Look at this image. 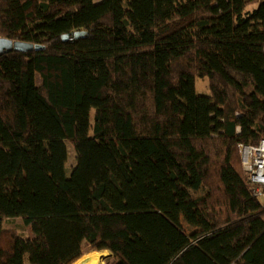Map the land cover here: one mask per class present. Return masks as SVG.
<instances>
[{"label":"trees","instance_id":"16d2710c","mask_svg":"<svg viewBox=\"0 0 264 264\" xmlns=\"http://www.w3.org/2000/svg\"><path fill=\"white\" fill-rule=\"evenodd\" d=\"M0 36L44 47L0 58V264H264V0H0Z\"/></svg>","mask_w":264,"mask_h":264},{"label":"built area","instance_id":"2783aa9c","mask_svg":"<svg viewBox=\"0 0 264 264\" xmlns=\"http://www.w3.org/2000/svg\"><path fill=\"white\" fill-rule=\"evenodd\" d=\"M243 170L248 174L253 196L264 205V137L257 145H240Z\"/></svg>","mask_w":264,"mask_h":264},{"label":"rangeland","instance_id":"374dc122","mask_svg":"<svg viewBox=\"0 0 264 264\" xmlns=\"http://www.w3.org/2000/svg\"><path fill=\"white\" fill-rule=\"evenodd\" d=\"M101 1L102 0H95L96 3H99ZM195 82H196V93H197V95L206 96V97H210L211 96L210 89H209V80H208V78L196 77ZM67 146H68L67 168L70 170L75 165L76 159H75V152L73 150V147L70 144H67ZM204 192H205V190L201 189L196 194L200 195V194H204ZM22 224H23V222H22L21 219H16L14 224H6L5 225V229H14V230L18 229L19 230V228H17V226L19 227ZM26 236L30 237V238L34 237L31 226L26 227ZM104 252H108V251H104ZM104 252H92V253H89V254L85 255L84 257H82L77 262L81 261L82 259H85V257H87L90 254L97 253V254L101 255ZM108 253H109V255L105 259L106 264H116L118 262L117 258H115L110 252H108ZM103 258L104 257H100L97 260L99 261V259H100V261H101V260H103ZM88 261L89 260H85L83 263L86 264ZM26 264H29L27 259H26ZM98 264H99V262H98Z\"/></svg>","mask_w":264,"mask_h":264},{"label":"water","instance_id":"95a60500","mask_svg":"<svg viewBox=\"0 0 264 264\" xmlns=\"http://www.w3.org/2000/svg\"><path fill=\"white\" fill-rule=\"evenodd\" d=\"M87 32L80 31L75 33L74 37L76 39L85 37ZM63 41H68L69 36L64 35L62 37ZM44 47L41 45H34L32 43L21 42V41H12L10 39L0 36V58L4 55L10 54L12 52L28 53L33 51L43 50Z\"/></svg>","mask_w":264,"mask_h":264},{"label":"bare ground","instance_id":"6f19581e","mask_svg":"<svg viewBox=\"0 0 264 264\" xmlns=\"http://www.w3.org/2000/svg\"><path fill=\"white\" fill-rule=\"evenodd\" d=\"M109 253L108 252H104L103 254L99 255L97 253H93L88 255L87 257H85V259H82L81 261L75 263V264H84L83 262L85 260H89L86 264H106L105 259L108 257ZM100 257H104L103 260L99 261L97 260Z\"/></svg>","mask_w":264,"mask_h":264}]
</instances>
